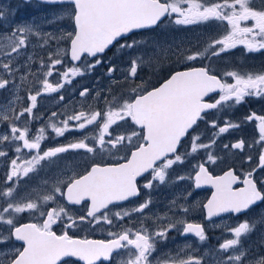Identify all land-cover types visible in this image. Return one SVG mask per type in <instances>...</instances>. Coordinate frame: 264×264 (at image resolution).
<instances>
[{"label":"snow or ice","instance_id":"obj_1","mask_svg":"<svg viewBox=\"0 0 264 264\" xmlns=\"http://www.w3.org/2000/svg\"><path fill=\"white\" fill-rule=\"evenodd\" d=\"M28 3L29 0H24ZM49 4H67L71 7L62 8L61 11L47 21L49 24L63 21L69 18L74 23L72 32H61L60 36L53 33L39 31L33 33L31 25H17L12 34L5 39L7 43L0 42V69L14 76L17 68L13 67L18 51L27 43V36L35 34L43 35L44 43L49 39H67L71 43V58L73 61L81 59L82 54L95 57L102 54L114 44H119L117 54L125 49L150 46L155 49L152 53L140 52L130 58L128 66L121 68L123 82L135 83V77L139 70L150 66L154 57L161 51L167 55L172 51V46L161 48L159 42L148 45L146 40H127L128 34L134 30L150 29L163 23L162 18H171L170 22L176 25H201L211 22H227L228 31L219 39L211 40L202 51L191 52L179 48L177 56H182L184 61L210 60L219 57L221 53L242 44L249 52H257L264 49V0H260L259 6H254L256 0H217L208 3L207 0H42ZM186 5V7H185ZM175 14V15H174ZM3 16V12H0ZM251 21V26H242V22ZM124 42H120V41ZM5 49H9L5 51ZM60 49L48 54L49 64L41 61L42 67L48 70L43 73V79L38 83L42 85L40 91L29 93L27 99L30 104L15 112L14 108L20 101V97L14 96L8 105L0 110V121L7 122L10 134H0V144L10 142L14 144V152L17 154L11 159L9 170L6 173L4 186L0 187V245L15 239L22 242L20 248H0V264H57L61 257H78L84 264H97L98 261L117 259V264H153L150 257L157 250L158 241L166 239L170 229L182 228L183 234H193L204 242L208 239L205 227L201 223L187 222L183 219H171L166 226L159 227L155 231L140 222L138 228L123 226L118 232H109L108 240L76 239L64 232L57 235L52 231V225L63 217H67L66 228L76 227L77 223L99 227L101 224L112 227L115 221H123L125 217H131L133 213L143 214L152 203L151 197L143 203L131 209H121L113 212L109 205L115 202L127 201L137 197L140 190L137 178L144 174H150L143 187L152 189L159 184L169 182L168 176L172 167L196 153L204 150L207 153V162L216 163L217 157L209 151L215 143V137L226 133L229 129L241 127V123H233L226 120L224 126H219L216 120L209 122L210 127L218 129L213 134L210 143H200L201 135L195 133L191 138L190 149L184 153L179 151L183 139L198 126V121L204 119L208 110L218 112L239 105L246 96H264V72L240 74L236 71L225 72L234 83L218 78L212 74L210 64L201 67H191L182 71H174L158 87L148 90V82L136 84L130 88L127 98L122 101L113 96L111 100L105 97L103 109L79 112L67 116L64 120L54 121L57 113L53 112L48 123L38 129L35 135L29 130V121H23V126H17L15 121H20L27 113L30 120L39 119L33 114L37 105V98L42 93H55L63 88L66 83H71L72 77L82 76L85 71H92L102 61L97 59L94 64H87L82 70L78 66L66 68L60 73V82L55 85L49 82L57 65L62 61ZM187 53V54H186ZM15 54V55H13ZM147 57V58H146ZM31 59V57H29ZM116 65L107 69V75L111 76L116 71ZM27 73L21 77L27 79ZM35 75V73H32ZM10 81L0 75V89H6ZM116 83V81H114ZM219 92L214 102H205L209 93ZM90 94V89L84 88L80 92L81 97ZM102 93L96 92L95 99ZM63 99V97H61ZM12 113L9 115V113ZM129 118L134 125L140 127L127 134L112 136L110 129L119 126V122ZM70 121H75L77 129H86L93 126L95 134L85 135L84 138L67 145L48 148L41 151V142L46 139V128L50 127L56 136H63L70 130ZM256 121L259 138L254 144L264 142V115L255 112L247 115L243 122ZM98 126V127H97ZM108 137L106 140L105 137ZM91 140V143L88 141ZM20 142V143H17ZM110 145V147H108ZM246 143L243 139L231 144V149L244 150ZM225 149L229 145H224ZM22 149L35 150L30 153H22ZM113 149L130 150V155L125 156L123 163L111 165L93 164L90 170L83 175L74 174L64 179H57L51 188H45V194L41 195V189H34V197L17 198L18 184L24 177L42 169V162L51 164L59 159V154L69 150H85L86 153L95 154L97 151L111 152ZM28 158L25 159L24 156ZM0 157H7V152L0 150ZM247 161L252 157L247 156ZM195 172V186L211 184L215 191L207 203V218L218 216L221 213L243 214L250 211L258 203H264V180L257 181L253 178L256 168L243 174L241 183L243 187L233 188L240 180L233 169L225 171L221 176L210 174L204 163L199 164ZM258 168L264 169V148L261 149L258 158ZM60 175H64L63 172ZM177 180L185 177L179 176ZM11 182V186H9ZM258 183L260 186H258ZM44 181L43 185H47ZM66 184V190L61 185ZM57 194L68 201L69 204L79 205L81 201H90L85 215L73 218L65 205L57 201ZM49 201L57 204L56 207L45 209ZM173 205L175 201L172 202ZM39 212L41 217L46 215L42 224L27 223L17 226L16 216L23 212ZM187 213V207L182 208ZM167 217H158L164 220ZM261 225H264V209L260 214L249 220L239 222L235 227H226L231 233V238L224 239L219 244V251L209 250L214 257V264H264V255L251 253V248L245 247L244 241ZM219 227V225H215ZM7 234H4V228ZM261 243H264V233H261ZM190 247V246H188ZM183 251V249L181 250ZM231 252V254H228ZM126 257V258H125ZM159 264V261H157ZM163 264H201V259L196 256H188L186 259H173L164 261Z\"/></svg>","mask_w":264,"mask_h":264},{"label":"flooded vegetation","instance_id":"obj_2","mask_svg":"<svg viewBox=\"0 0 264 264\" xmlns=\"http://www.w3.org/2000/svg\"><path fill=\"white\" fill-rule=\"evenodd\" d=\"M6 1L10 5L8 7L9 10H5V8L0 7V12H3L8 16L11 15V11H13L14 9L17 11V14L24 12V0H6ZM32 1L40 3L37 0H29L30 3ZM40 4H44V3H40ZM15 5H17L18 8L13 7ZM45 5L54 6L51 4H45ZM167 19L168 18H164L162 20L163 23ZM163 23H160L159 26H156L153 29L132 32L127 36V40L131 41L140 34L157 33V30L162 26ZM251 23H252L251 21L242 22V26H251ZM120 42L122 43L124 41L121 40ZM117 44L118 43L115 42L112 45V47H110L108 50L105 51V53H103L102 55L95 56L93 58H90L88 55H83L79 62H81L82 60L90 61V60L98 59L103 57L105 54L108 55L109 53L107 52H109V50L111 49H114ZM235 48L239 49L240 51L246 49L245 46L242 44H238ZM261 50H258L257 53H260ZM164 61L166 62H164V64L161 65V68L159 69V73L157 74V76H154L152 78L153 81L148 82V90H151L152 87H158L174 71L184 70L196 66L208 65V64L195 65V66L185 65V66H179V67L177 66L173 68L172 64L167 62L168 60H164ZM79 62L74 64H78ZM260 69H264V66H260ZM97 70L98 69H92V71H88V73L85 74V76L82 75L84 80H87L88 82H71L73 84V86L71 87H75L74 85H81L82 88L81 91L84 88H88L91 90V86L94 84L99 87L100 92L102 93L101 96L105 94L101 87H108L110 91L106 94L105 97L111 100L113 96H117L122 101L124 98H127L128 91L130 90V88L135 87L136 84L142 83V82H135V83L119 82L117 78L118 77L117 72L114 75L115 78H113L112 76H109L106 73H99L97 72ZM99 74H103V76L97 77ZM106 80H109L111 82H106ZM114 81H116V83H114ZM230 83H234V82H230ZM0 92H2V90ZM4 95L5 94H0V104L4 101V97H5ZM218 96L219 93L214 94L211 97H209L207 100L210 102H214L218 98ZM252 97H256V96H246L244 101L241 102L240 104L247 105L248 101H251ZM79 98H84V97L81 96L76 97L75 95H73L72 96L73 104L71 106H68L67 110L64 111L59 110V112L62 115L59 121L64 120L67 116L79 112L80 109L81 110L83 109L85 111H91V110H97L98 108L103 109L105 107V100L103 102L99 100V103L97 104L98 108L89 106L86 103L82 104V106H79L77 103V100ZM228 109H230L232 113H234V116L232 115L233 118L240 117L239 105H235L234 107ZM223 110L219 112L217 110H211L206 114H202L204 115V119L199 120L198 126L194 127V129L189 133V135L183 139L182 146L180 147L179 151L181 153H184L190 149L191 138L192 135L195 133H199L201 135L200 143H210L204 141L205 136H208L209 138V135L211 134L212 136V134L217 132L218 129L210 127L209 122L212 120H216L219 126H224L225 121L229 120L227 116L224 115L225 112H223ZM253 112H255L257 115H264V111L263 112L253 111V110L251 111V106L247 108L245 114L247 116ZM246 116H242V117H246ZM235 118L234 120L237 121L235 123H240V121ZM69 124H70L69 131H66L63 136H54L53 142H49L47 144L41 143V149L45 148V146H49V148H52V147L67 145L71 142H75L79 139L84 138L85 135L91 137L95 134V129L93 128V126H88L86 129H77L74 127V125L76 124L75 121H70ZM241 127L242 128L245 127L246 129L254 131V129L257 128V122L256 121H250L246 123L244 122L241 125ZM237 129L241 130L240 127ZM133 130L139 132L140 127L134 125L129 118H126V121L119 122V126H114L112 129H110V132L112 136H115L121 133L127 134ZM256 130L258 131V128ZM2 131L4 132V130ZM220 135L215 137V141H218ZM105 139L107 140L108 137L106 136ZM209 139L210 141H212L213 137ZM88 142L91 143V140H89ZM253 142L251 143L245 142L246 146L242 152L241 150L238 149H231L232 143L227 144L229 145V148L225 149L224 145L226 143L215 142L214 144H212L209 151H211L217 157L216 163L213 164L207 162V153L204 150H199L198 152L192 153L191 155L187 156L183 160V163H178L172 167V169L170 170V174L168 176V180H169L168 183L159 184V182H156V186L154 188L146 189L143 187V185L148 179H150V174L146 173L142 177L137 178V184L140 190L139 196L129 198V200L127 201L115 202L114 205H109V208L113 212L121 209H131L133 207L138 206L140 203H143L146 199L151 197L152 203L149 205L147 209H145L143 214L133 213L131 217H125L123 221H115V225L112 227H109L108 225L105 224H101L99 227H97L94 225H89L85 222L84 224L77 223L76 227L66 228L65 225L69 221L67 217H63L62 219L58 220L55 224L52 225V231L55 232L57 235H61L64 232H67L69 236L76 239L87 238L92 240H108L111 238L109 236V232H118L122 229L123 226L138 228L140 226L141 221H143L145 226L152 231H155L159 227L166 226L168 223L166 219L158 220L157 218L162 217V214H164L168 209L169 211L177 213V215L186 218L188 216L184 214L185 212L182 211V208L187 207L189 209L188 215H194L193 214L194 211H190V210H195L196 208V213L197 216L199 217V220L198 218L193 217L191 219L187 218L185 219V221L193 222V223H201L205 227L206 236L208 237V239L204 242H201L193 234L182 235L181 234L183 231L182 228L170 229L167 233L166 239L162 241H158L157 250L153 253L150 259L152 260L153 264H157V261H159V264H163L164 261H172L173 259H186L188 256L191 255L200 258L201 264H211L214 261V257L209 254V250L215 249L219 251L218 246L221 243V235H222L221 232L224 231L226 227H235L239 222L245 219L251 220L257 217L259 215L258 211L264 208V203H258L256 206L252 207L250 211H247L246 213L243 214L221 213L218 216L207 218V212L206 209L203 208V205L207 203L208 199L213 193V189L210 187L200 188V189L196 188L194 176H195V172L198 170L197 166L201 163H204L205 167L213 176H219L223 172L228 171L229 169H233L235 174L240 177V180H238L233 185V188L243 187V184L241 183L243 179V174L248 171H251L253 168H256V172L253 173V178L256 179L257 181L264 180V169L257 167L260 151L262 148H264V142H262L261 144H254L252 148H248L247 145L252 144ZM108 147H110V145ZM5 151L7 152V156H8L9 155L8 149H6ZM127 155H130V150L120 149L119 151H117L116 149H113L111 152L97 151L95 154L86 153L85 150H69L65 153L59 154V159H57L54 163L48 164L42 162L44 166L42 169H40L39 176L37 172H34L29 174L28 177H24V180L33 178L39 181V179H41V183L39 184V186L41 189L40 194L43 195L45 194L43 189L45 188L50 189L57 179L66 180L67 177L73 176L74 174L83 175L87 170H90L93 164H100L103 166V165L115 164L117 162L123 163L124 162L123 158ZM247 156H251L252 160L247 161L245 159ZM61 172H63L64 175H60ZM179 176H183L185 177V179L177 180L176 178ZM44 181H48V184L46 186L43 185ZM258 186H260L259 183ZM61 187L66 190V184L61 185ZM37 189H39V187H37ZM171 189L175 190V193L172 196H170L169 200L167 201L166 195L167 193L170 192ZM186 192H190V193L187 194V196H185ZM25 196L26 195L24 192V197ZM57 201L59 204L66 206L69 215H71L74 219L78 218L79 216L85 215L88 206L90 204V201L87 200L81 201L79 205L69 204L68 201L63 197L59 196V194H57ZM173 201H175L174 205L172 203ZM166 205H168L167 208H165ZM56 206H57L56 203L49 201L45 206V209ZM45 218L46 215L44 217H41L39 212L29 213L26 211L20 213V217L17 219L16 225L19 226L20 224L23 223L42 224ZM176 219H178V217ZM215 225H219V227H216ZM226 234L231 235V233L227 231ZM187 236L195 240V245L193 246L187 245V242H183V240H188V239H184ZM12 239L15 240L14 238ZM20 243L22 244V242ZM244 244L250 246L252 254H257V255L264 254V248L263 247L258 248L257 246L264 244H261V240L258 239V236L255 235L254 232L253 234H251V236L248 239L244 241ZM4 245H6V243L0 245V248L5 249L6 247H3ZM198 246L200 247V252L198 250ZM182 249L183 251H181ZM184 255H186V258H184ZM57 264H84V262L81 261L78 257H64ZM97 264H108V262L101 260L98 261ZM111 264H117V259H112Z\"/></svg>","mask_w":264,"mask_h":264},{"label":"rangeland","instance_id":"obj_3","mask_svg":"<svg viewBox=\"0 0 264 264\" xmlns=\"http://www.w3.org/2000/svg\"><path fill=\"white\" fill-rule=\"evenodd\" d=\"M208 3L217 2V0H207ZM260 0H256L254 6H259ZM10 5L6 0H0V7L5 8V10H9ZM15 8H18L17 5L13 6ZM71 7L70 5L64 4V5H54V6H47L45 4H40L35 1H32L31 3H25L24 2V12L18 13L14 9L11 11V15L8 16L5 13H3V16H0V42L7 43L6 37L10 36L12 34L13 29L17 25H31L33 26V33L39 31L41 34L43 33H53L54 36H60L61 32H72L74 29L73 21L69 18H65L63 21H57L56 23L49 24L47 21L53 19V16L58 14L62 8H68ZM186 7V5H185ZM17 14V15H16ZM175 15V14H174ZM12 17V18H10ZM171 18H168L162 26L157 30V33L154 34H140L136 36L134 39L136 40H146L148 42V45H152L154 42H159L161 48H166L169 45L172 46V51H170L167 55L163 51H161L158 55L154 57V62L150 66H145L142 68V70L139 71L137 77L135 78V82H151L153 81V77L157 76L159 73V69L161 68V65L164 64V60H168L167 62L172 64V67H179V66H195V65H205L210 64L212 68V72L214 74H219L222 76L228 83L234 82V80L231 77H227L224 75L225 72L228 71H236L240 74H248V73H262L264 72V69H260V66H264V49L261 50L260 53L257 52H249L247 49L245 50H239L237 48L229 49L225 53H221L219 57H213L210 60H197V61H184L183 63H180V61L183 60L182 56H177L175 53L179 48L187 49L191 52L196 51H202L204 47L210 43L211 40L219 39L223 35H225L228 31L227 22H211L207 24H201V25H176L174 23L170 22ZM27 43L25 46H23L18 51L20 52V55L16 57V62L13 65V67L17 68L15 75H9L8 73L3 72L2 69H0V75L3 76V78L8 79L10 81L8 87L6 89H0L2 92L0 94H5L4 101L0 104V110H2V106L8 105V102L13 99L14 96L20 97V101L16 104L14 111L20 112L22 108H26L29 106L30 101L27 99L29 93L35 94L37 91H40L42 85L38 83L39 80H42L43 73L46 72L48 69L46 67H42L41 61L44 62V64H49L50 61L48 59V54L50 52L55 53L57 49L62 50L61 55L58 57L61 59L62 63L61 65H57L55 67V70L53 71L52 76L48 77L49 82L53 83L54 85L58 82H60V73L64 72L66 68L78 66L81 69L85 68V65L87 64H94L95 60H82L78 64L72 63L68 58V51H69V44L70 40L67 39H49L48 43H44V37L43 35L37 36L35 34H30L27 36ZM132 39V40H134ZM119 47V44L115 46L114 49L109 50L108 55H104L101 58H98L102 62L94 69H98L97 72L99 73H106L107 69L111 65H116V71L111 75L113 78H115V73L117 72L118 80L119 82H123V75L120 71L121 68H126L128 66V63L130 61V58L139 54L140 52L144 53H152L155 51L153 47L150 46H144V47H138L134 49H125L120 54H117V48ZM9 49H5V51H8ZM187 54V53H186ZM15 55V54H13ZM31 57V59H29ZM147 58V57H146ZM0 60H4L3 56H0ZM234 67V68H232ZM155 70V71H153ZM165 70V69H164ZM163 70V72H164ZM96 72V73H97ZM27 75L26 80H22L21 77L25 74ZM32 73H35V75H32ZM88 71H85L83 76L87 74ZM103 76V74H99L97 77ZM156 79V78H155ZM71 82H88L87 80H84L82 76L72 77ZM105 82V81H104ZM106 82H111L109 80H106ZM131 82V81H130ZM72 83H66L63 88H59L57 92L55 93H42L37 98V105L33 109V114L36 116H39V119H33L30 120L27 113H24L22 119L20 121H15L17 126H23V121H29V130L32 135H35L42 126H45L49 118L51 117V114L53 112L57 113V117L54 118V121H59L60 117L62 116L59 110H67L68 106H71L72 103V96L75 95L76 97H80L81 92V85H74ZM104 91V95L100 96L98 99H95L96 92L100 91L99 87L96 85L91 86L90 94H88L84 98H79L77 100V103L79 106H82V104H87L89 106L97 107V104L99 103V100L103 102L105 100L106 94L110 91L108 87H101ZM63 97V99H61ZM251 106V111H264V96L261 97H252L251 101H248L247 105L239 104V116L238 118H235L240 121L241 125L244 123V118L242 116H246L247 108ZM100 109V108H98ZM81 110V109H80ZM223 112H225V116L229 119L228 121H231L233 123L237 122L234 120L233 116L234 113L228 108L224 109ZM12 113L10 112L9 115ZM233 115V116H232ZM242 121V122H241ZM246 123V122H245ZM239 129H229L228 132L223 133L220 135V138H218V141L220 143H226L231 144L239 139H243L245 142H253L254 140L259 138V132L254 129V131L246 129L245 127H240ZM4 130V132L2 131ZM10 134L9 125L7 122L0 121V134ZM46 139L43 140L41 143L47 144L49 142H53L54 136H56L55 132L52 130V128L48 127L46 128ZM213 134L209 135V138H212ZM208 136H205L204 141L205 142H211ZM20 143V142H17ZM14 144H10V142H5L4 144H0V150H6L8 149L9 155L5 158L0 157V187L4 186V181L6 179V173L9 170V164L12 158H14L17 154L14 152ZM49 146H45V148L41 149L47 150ZM22 153L24 151L25 154L34 152L35 150H29V149H22ZM25 159L28 158L27 155L24 156ZM51 167V166H50ZM40 169L37 170L38 176H39ZM183 174V173H182ZM185 174V172H184ZM41 179L37 181V179L29 178L25 179L22 178L18 184V191L15 193L17 198H28V196H35L34 189H37V187L40 186ZM9 186H11V182H9ZM190 186V185H189ZM25 192V197H24ZM175 193V190L171 189L169 193H167V201L169 200L170 196H172ZM190 192H186L185 196L189 194ZM2 203V201H0ZM168 205L165 206L167 208ZM264 209V208H262ZM194 215H188L186 214V218L181 217L180 215H177V213L169 211V209L162 214V217H167L166 221H170L171 219H191L193 217L198 218L195 210ZM261 209L258 211V214H260ZM192 213V212H191ZM20 217V214H17L16 216V222L17 219ZM261 233H264V225L259 226L255 231L254 234L258 236V239L261 240ZM4 234H7V228H4ZM221 243L224 239L231 238V235L226 234V231L221 232ZM253 234V233H252ZM183 242H187V245H195V240L190 237H185ZM264 244V243H261ZM7 245V246H6ZM6 245L3 247L8 248H20L22 249V244L15 240H10L6 242ZM198 245V244H197ZM258 248L263 247L264 245H257ZM256 246V248H257ZM245 247H249L248 245H245ZM198 250L200 252V247L198 246ZM192 254V252H191ZM228 254H231L228 253ZM261 255V254H260ZM264 255V254H262ZM184 258H186V255H184ZM214 264V261L213 263Z\"/></svg>","mask_w":264,"mask_h":264},{"label":"water","instance_id":"obj_4","mask_svg":"<svg viewBox=\"0 0 264 264\" xmlns=\"http://www.w3.org/2000/svg\"><path fill=\"white\" fill-rule=\"evenodd\" d=\"M38 1H40V2H42V0H38ZM49 4V3H48ZM163 19V18H162ZM154 27H156V26H153L152 28H154ZM141 30H144V29H141ZM134 31H140V30H134ZM115 43V42H114ZM110 47H112V45L111 46H109L106 50H108ZM105 50V51H106ZM103 54V53H102ZM83 55H87L86 53L85 54H82L81 55V58H82V56ZM97 55H101V54H97ZM96 55V56H97ZM90 58H93L92 56H89ZM69 59L73 62V63H77V62H79L80 60H77V61H73L72 60V58H71V43H70V48H69ZM186 70V69H185ZM179 71H182V70H179ZM217 76V75H216ZM218 77V76H217ZM219 78V77H218ZM164 82V81H163ZM216 93H219L218 91L217 92H214V93H209L208 94V96L206 97V98H208L209 96H211V95H213V94H216ZM206 98H205V102H209V101H207L206 100ZM210 103V102H209ZM208 111H211V110H208ZM207 111V112H208ZM211 174V173H210ZM224 174V172L221 174V175H223ZM212 175V174H211ZM221 175H219V176H221ZM195 177V176H194ZM208 187H210V188H212L213 189V192L215 191V189L212 187V185L211 184H202L200 187H196V188H198V189H200V188H208ZM212 196V195H211ZM211 196H210V198H211ZM209 198V199H210ZM24 224V223H23ZM20 225H22V224H20ZM64 257H61V259H60V261L63 259ZM59 262V261H58ZM57 262V263H58Z\"/></svg>","mask_w":264,"mask_h":264}]
</instances>
